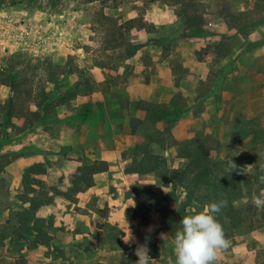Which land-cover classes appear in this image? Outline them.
I'll return each mask as SVG.
<instances>
[{"label": "rangeland", "instance_id": "374dc122", "mask_svg": "<svg viewBox=\"0 0 264 264\" xmlns=\"http://www.w3.org/2000/svg\"><path fill=\"white\" fill-rule=\"evenodd\" d=\"M183 5L182 11L179 0L154 3L111 0L107 5L76 0L65 1L57 8L45 4L39 7L0 4V66L12 54L22 52L53 65L70 62L90 75L92 68H100L107 80L98 85V90L106 93L107 105L115 111L107 114L106 126L82 125L80 130H72L76 131L73 133L76 150L72 144L61 145V137L71 130L63 128L56 113L44 124L22 134L3 124L0 116V145L8 135L13 138L11 144L0 146V230L6 228L5 221L20 208L19 191L27 168L45 163L48 169H56L41 179L51 195L61 192L70 186V171L81 164L79 159H99L101 150L114 147L115 139L127 146L135 144L136 137H131L126 129L131 117L144 122L139 135L154 127L164 133L161 138L167 149L160 150L158 146L154 149L166 157L177 152L175 143L198 134L218 138L226 145L236 134L238 119H258L264 128V0H183ZM184 11L205 20L200 34L194 33L198 29L195 23H184L181 18ZM132 19H139L140 23L133 27L125 24ZM129 53L137 55L129 58ZM42 71L43 68L38 70V82L47 79ZM142 77L147 84L152 83L155 100L129 101L124 98L126 94H115L109 87L130 81L136 85ZM76 80L72 76L67 83ZM5 97L0 94V103ZM170 98L174 105L165 102ZM81 107L82 104L73 106L71 102L68 111L74 113ZM186 108L181 118L169 126ZM46 131L50 134L49 143L40 138ZM257 151L264 158V144ZM238 155L246 153L240 151ZM21 157L25 161L17 160ZM181 164L178 160L171 161L172 167ZM118 170L114 164L112 173L116 178ZM142 183L157 192L166 191L155 177L144 176ZM121 185L119 180L118 187ZM100 195L116 198L118 192L111 187ZM141 211L145 217L139 230L140 226L144 230L153 229L156 224L148 220L152 210L141 208ZM144 238L151 244L157 243L161 252V258L149 264H174L170 233L161 228L152 238ZM56 239L41 253L38 247L29 248V243L17 252L6 239L7 252H1L0 264H40L39 255L47 259L46 263L43 261L45 264H76L71 260L76 253H65L55 244ZM227 242V247L217 251L214 264H264V228ZM26 248L40 254L25 253ZM92 248V245L85 247L89 251ZM123 255H113L110 264H118L120 260L137 264L131 250Z\"/></svg>", "mask_w": 264, "mask_h": 264}, {"label": "trees", "instance_id": "16d2710c", "mask_svg": "<svg viewBox=\"0 0 264 264\" xmlns=\"http://www.w3.org/2000/svg\"><path fill=\"white\" fill-rule=\"evenodd\" d=\"M65 1L76 0H0V4H25L30 7L45 4L57 8ZM81 1L107 5L111 0ZM148 1L154 3L157 0ZM179 4L184 8L182 11L185 10L183 0H179ZM181 18L186 24L195 23L198 29L194 33L200 34L205 20L188 12L181 15ZM137 23H140L139 19L129 20L125 24L133 27ZM129 54V58L137 55ZM41 68L47 79L38 82L36 78L40 74L37 73ZM58 71H62L61 74L58 75ZM72 76L77 77V80L68 84V78ZM114 85L116 84H110L109 87ZM1 86H7L11 91L6 102L0 104L2 123L16 129V134L33 130L44 124L49 116L55 115L59 107H68L79 97L91 96L98 91V84L86 69L70 62L63 66L53 65L50 61L34 59L22 52L12 54L6 64L0 66ZM171 105L174 104L171 102L169 106ZM111 108L107 105V100L86 103L74 112V122L70 123L78 130L82 125L106 126L109 124L107 114L115 112ZM187 110L186 108L180 112L169 126ZM238 121L236 134L226 145L218 138L198 134L175 143L178 145L177 152L166 157L154 149V146H158L160 150L167 149L161 138L164 133L154 127L139 135L144 122L131 117L129 127L132 135L137 137V143L123 153L124 172L129 177L154 174L161 187L166 190L157 192L146 184L135 182L131 189L135 198L140 200L136 210L138 215L142 214L141 208L154 209L160 224L173 238L181 227L182 218L193 214L194 209L199 212L206 204L224 202L221 211L215 215L222 225L226 240L240 239L264 228V207L257 208L252 203L254 195L264 192V182L260 180L264 176V158L260 155L261 151H257L264 144V128L258 119ZM12 142L13 138L8 135L0 146L4 147ZM240 151L246 155L239 156ZM172 160H178L182 164L172 167ZM79 161L81 164L71 173L69 188L53 195L48 192L41 179L49 172L45 163L32 165L25 170L19 191L21 205L7 221L6 228L0 230L3 235L0 237V246H5L6 239L10 240L11 247L17 252H21L26 243L30 244L29 248L52 246L54 237L50 231L53 229V222L38 218L37 212L58 195L70 201L84 199L95 186L94 176L110 170V164L100 159ZM242 201L245 203H240ZM108 240L112 244L119 243V233L115 227ZM149 257L152 260L161 258L157 243L150 245Z\"/></svg>", "mask_w": 264, "mask_h": 264}, {"label": "crops", "instance_id": "0c3cea01", "mask_svg": "<svg viewBox=\"0 0 264 264\" xmlns=\"http://www.w3.org/2000/svg\"><path fill=\"white\" fill-rule=\"evenodd\" d=\"M91 74L92 78L98 85L104 84L107 80L106 76H104L100 68H92ZM126 85H128V87ZM111 88L112 92H115V94L119 95V92H122V94H126V97L124 96V98L133 102L151 101L153 98H155V95L153 97L152 93V83L147 84L144 77L139 79V83L136 85H132V81H130L128 84L120 83L118 85L112 86ZM144 91H146L148 94L144 95ZM10 92L11 91L9 87H0V94L6 96L0 104L6 102V100L10 97V95L9 97H7L8 94H11ZM105 94L106 93H104L100 89L91 96L80 98V100L82 101H79V99L74 100L72 102V105H84L87 102H103L106 100ZM76 101H78V103ZM171 101L172 98L165 102L170 103ZM56 113V119L62 124L63 128L71 130L70 134H68L69 132H67L61 137V145L69 143L72 144L73 150H76V143L73 140V133L76 131H72L76 130V127L72 126V124L70 123L72 121L74 122V113H69L68 107L66 106L59 107ZM126 129L129 130L131 137H136L132 135L129 126H126ZM40 138L43 139V141H45L46 143H49V132H43ZM115 140L116 141L114 147L103 149L100 152L99 159L109 163L110 170L108 172L99 173L94 176L95 186L89 190L88 195L84 199L70 201L58 195L54 197L51 203L43 206L37 212L38 218L44 219L46 221L50 220L53 222V229L50 231V234L54 237V239L57 238L55 240V244L58 245L59 248L65 253H76V258L71 259L72 261H76V264H110L111 257L113 255L119 253L120 257H123V254L128 252V250H131L135 258L138 259L136 251L141 247H145L147 249V254L149 256V247L151 243L147 242L144 237L149 236L152 238L158 230L163 228L158 220L156 211L154 209H150L153 213H149L150 215L148 216V220H152L151 223L156 224V226L153 229L147 228L146 230H144L143 226H140L141 228L139 230V223H143L145 215L141 214V216H139L138 212H136L137 205L140 200H137L135 198L131 188L135 182L142 183V178L144 176H152L155 178L156 176L154 174L132 177L126 175L124 172L123 153L129 148L136 146L137 137L135 144L129 146H127L125 142L121 143L120 139ZM40 152L42 153L43 151ZM44 153L46 152L44 151ZM17 160L25 161L23 157L18 158ZM114 164L118 165V167L120 168V170H118L120 174L117 176L119 178H116L115 174L112 173ZM76 168L77 167L72 169L70 173L74 172ZM50 170L56 172V169L49 168L48 171ZM119 180L122 184L121 187H118ZM111 187L116 188L118 192L116 198L106 199L100 195L103 194L104 190ZM94 194H96L95 198H93ZM130 211L134 212H131V216L129 215ZM151 215H153L154 218H152ZM9 218L5 221L4 224L7 223ZM114 227L119 233L118 244H112L108 240L110 237V232ZM91 245L93 246L91 250L92 252L85 249L86 246ZM6 246L8 245L5 244V246H0V254L4 250L5 252H7ZM38 248L40 250V253L45 250V248L43 249L41 246ZM24 252H29L30 255L40 254L37 252H32L27 248ZM26 258L29 260V257ZM38 258L39 260H41L40 264H45L47 262V259H45L41 255H39ZM43 261L45 263H43ZM157 261L158 260H150V262ZM118 264L128 263L120 260L118 261Z\"/></svg>", "mask_w": 264, "mask_h": 264}, {"label": "clouds", "instance_id": "9594fccd", "mask_svg": "<svg viewBox=\"0 0 264 264\" xmlns=\"http://www.w3.org/2000/svg\"><path fill=\"white\" fill-rule=\"evenodd\" d=\"M264 182V176L260 177ZM252 203L257 207H264V192L252 197ZM224 202L206 204L202 211L193 210L180 221V229L173 237L175 254L174 264H214L219 249L227 247L222 225L216 219ZM137 264H149L151 260L147 249H137Z\"/></svg>", "mask_w": 264, "mask_h": 264}]
</instances>
